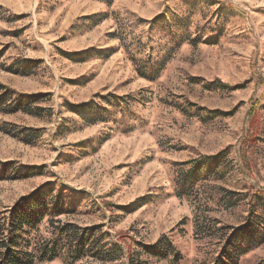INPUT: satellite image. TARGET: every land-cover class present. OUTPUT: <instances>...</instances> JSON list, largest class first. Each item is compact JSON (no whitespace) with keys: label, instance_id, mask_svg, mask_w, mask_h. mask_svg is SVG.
I'll use <instances>...</instances> for the list:
<instances>
[{"label":"rangeland","instance_id":"rangeland-1","mask_svg":"<svg viewBox=\"0 0 264 264\" xmlns=\"http://www.w3.org/2000/svg\"><path fill=\"white\" fill-rule=\"evenodd\" d=\"M0 85L41 109L0 114V212L52 193L70 210L62 223L119 249L76 264H167L137 245L163 239L199 260L216 241L205 218L240 227L264 192V0H0ZM90 104L92 124L67 108ZM224 151L200 204L179 198L174 165ZM226 193L232 208L215 202ZM262 259L264 244L240 261Z\"/></svg>","mask_w":264,"mask_h":264},{"label":"trees","instance_id":"trees-1","mask_svg":"<svg viewBox=\"0 0 264 264\" xmlns=\"http://www.w3.org/2000/svg\"><path fill=\"white\" fill-rule=\"evenodd\" d=\"M15 73L23 76L30 74L25 69L16 70ZM13 94L7 87L0 85L1 115L18 112L39 115L40 108L34 109V112L30 111L31 105L40 99L38 95L31 98H13ZM102 101L114 108H120L125 102L119 99L112 102L109 97L102 98ZM93 106L90 104L81 107L68 106L67 108L78 114L83 122L92 124L96 120H101L98 115H94ZM82 110H85V113H81ZM4 132L9 133L10 131L5 130ZM29 132L30 140V138H35L38 131L30 130ZM29 142L31 143V141ZM227 156L228 152L224 151L216 156L200 157L182 164H175L177 176L174 181L177 196L186 199L192 198L195 204H200L202 184L223 178ZM27 174L31 176L35 173L31 171ZM234 194L226 193L215 202L217 204L224 201L230 204L228 207L232 208L235 204L230 202L229 197ZM248 197L246 205L248 215L244 225L240 227L223 226L220 229H215L216 222L214 221L213 224V221L205 218V229L199 227V230L204 232L203 234H206L207 237H216V241L209 245L213 250L199 260L185 259L180 253L173 250L170 241L164 239L152 247L137 244L140 247L139 250L158 260L168 259L167 264H241L242 257L264 244V192L250 193ZM206 199L207 202H212L213 197L208 196ZM68 213L70 210L65 208L61 199L52 198V193L47 194L39 191L21 198L10 210L0 212V264H46L54 261H60L63 264H76L86 258L101 262H113L118 259L117 245L108 247L107 243H103V236H99L97 228L83 230L75 224L62 223L58 219ZM45 219H47L48 225L45 233L41 234L40 227ZM138 257L137 253L129 255L128 264H146L139 261ZM256 264H264V259Z\"/></svg>","mask_w":264,"mask_h":264}]
</instances>
